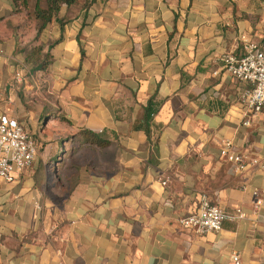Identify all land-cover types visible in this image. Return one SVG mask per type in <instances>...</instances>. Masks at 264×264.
Instances as JSON below:
<instances>
[{
	"label": "crops",
	"instance_id": "0c3cea01",
	"mask_svg": "<svg viewBox=\"0 0 264 264\" xmlns=\"http://www.w3.org/2000/svg\"><path fill=\"white\" fill-rule=\"evenodd\" d=\"M19 9L0 0V116L37 153L0 181V264H264V108L220 62L264 38V0H76L38 40ZM39 44L53 59L31 73ZM203 195L244 217L183 229Z\"/></svg>",
	"mask_w": 264,
	"mask_h": 264
},
{
	"label": "built area",
	"instance_id": "2783aa9c",
	"mask_svg": "<svg viewBox=\"0 0 264 264\" xmlns=\"http://www.w3.org/2000/svg\"><path fill=\"white\" fill-rule=\"evenodd\" d=\"M222 68L239 83L246 86L242 105L252 115L264 108V38L260 42L245 41L242 52H226L220 57ZM246 121L245 124H249ZM37 153L36 141L16 119L0 116V181H13L15 173L30 167ZM221 155L232 163L237 173L247 169V159L230 142H225ZM258 204V203H257ZM244 217L241 210L228 212L213 204L207 196H201L198 210L178 219L179 225L198 235L218 232L225 220L236 221ZM232 260L240 263L239 255Z\"/></svg>",
	"mask_w": 264,
	"mask_h": 264
},
{
	"label": "trees",
	"instance_id": "16d2710c",
	"mask_svg": "<svg viewBox=\"0 0 264 264\" xmlns=\"http://www.w3.org/2000/svg\"><path fill=\"white\" fill-rule=\"evenodd\" d=\"M15 2L18 7H20L19 10H28L31 4V0H15ZM74 2H76V0H34L33 17L36 20L37 31L35 39L38 40L42 32L57 16L62 4L70 5ZM25 52V61L31 66V73L46 71L53 59L50 51H44V46L42 44L34 45ZM156 110V107L153 108L151 104H149L146 112V121L151 119ZM84 133L92 136L100 145L104 144L98 139L95 133L87 130L84 131Z\"/></svg>",
	"mask_w": 264,
	"mask_h": 264
},
{
	"label": "rangeland",
	"instance_id": "374dc122",
	"mask_svg": "<svg viewBox=\"0 0 264 264\" xmlns=\"http://www.w3.org/2000/svg\"><path fill=\"white\" fill-rule=\"evenodd\" d=\"M33 3V1H31V4ZM21 17H22V22L23 23V31L26 32V39H35L36 37V20L34 19V17L31 15V13L28 12V10H24L21 13ZM39 39V38H38ZM43 81L40 80L38 87L36 88V90L34 91V93L32 95H34L33 97H37L38 94H41V91L43 90V85L41 84ZM26 95V91L23 92V95ZM29 98H32L31 96H29Z\"/></svg>",
	"mask_w": 264,
	"mask_h": 264
}]
</instances>
